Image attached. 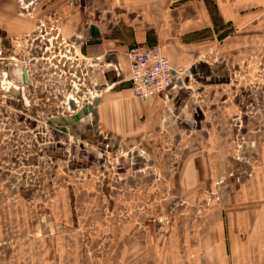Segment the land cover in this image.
Returning a JSON list of instances; mask_svg holds the SVG:
<instances>
[{
	"label": "crops",
	"instance_id": "0c3cea01",
	"mask_svg": "<svg viewBox=\"0 0 264 264\" xmlns=\"http://www.w3.org/2000/svg\"><path fill=\"white\" fill-rule=\"evenodd\" d=\"M19 5L0 0V37L28 33ZM37 14L54 20L33 41L42 63L55 68L57 49L83 76L78 130L138 152L177 146L179 191L206 195L151 247L160 264H264V0H52ZM138 43L185 68L182 84L134 97L127 50ZM143 171H128V182ZM58 229L54 216L37 219L34 264H88L81 235Z\"/></svg>",
	"mask_w": 264,
	"mask_h": 264
},
{
	"label": "rangeland",
	"instance_id": "374dc122",
	"mask_svg": "<svg viewBox=\"0 0 264 264\" xmlns=\"http://www.w3.org/2000/svg\"><path fill=\"white\" fill-rule=\"evenodd\" d=\"M49 1L13 7L29 31L0 37V264H34L35 222L49 216L59 232L81 235L88 264H160L151 247H159L177 213L206 195L179 191L177 146L141 143L138 152L136 143L112 145L78 130L80 111L65 98L75 87L72 95L79 91L77 105L82 102L80 69L67 68L57 49L55 68L46 66L34 46L42 22L54 25L37 14ZM19 67L27 69L28 85L15 74ZM137 168L144 174L129 183L128 171Z\"/></svg>",
	"mask_w": 264,
	"mask_h": 264
},
{
	"label": "built area",
	"instance_id": "2783aa9c",
	"mask_svg": "<svg viewBox=\"0 0 264 264\" xmlns=\"http://www.w3.org/2000/svg\"><path fill=\"white\" fill-rule=\"evenodd\" d=\"M127 59L130 92L143 101L156 96L173 82L181 85V77L187 72L185 68L171 66L159 45L132 44L127 50Z\"/></svg>",
	"mask_w": 264,
	"mask_h": 264
},
{
	"label": "water",
	"instance_id": "95a60500",
	"mask_svg": "<svg viewBox=\"0 0 264 264\" xmlns=\"http://www.w3.org/2000/svg\"><path fill=\"white\" fill-rule=\"evenodd\" d=\"M20 2V8L21 9H27L29 6H31L32 4H34L37 0H18ZM17 77L20 79L21 83L23 85H28L29 84V76H28V72H27V69L24 68V67H19L16 69L15 71ZM2 76L5 77L6 76V72L3 71L2 72ZM76 88L75 87H72V89L70 90V95L71 93H73V91H75ZM73 104L71 105V108H73L74 110H77V99L75 100H72Z\"/></svg>",
	"mask_w": 264,
	"mask_h": 264
},
{
	"label": "bare ground",
	"instance_id": "6f19581e",
	"mask_svg": "<svg viewBox=\"0 0 264 264\" xmlns=\"http://www.w3.org/2000/svg\"><path fill=\"white\" fill-rule=\"evenodd\" d=\"M29 82H30V79H29Z\"/></svg>",
	"mask_w": 264,
	"mask_h": 264
}]
</instances>
